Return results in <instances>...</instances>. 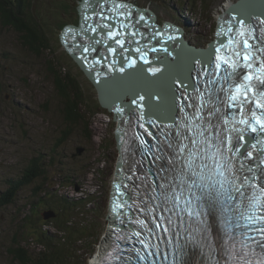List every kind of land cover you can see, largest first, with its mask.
Listing matches in <instances>:
<instances>
[{"label": "snow or ice", "instance_id": "6c2138e0", "mask_svg": "<svg viewBox=\"0 0 264 264\" xmlns=\"http://www.w3.org/2000/svg\"><path fill=\"white\" fill-rule=\"evenodd\" d=\"M83 5L79 35L87 41L83 52L97 57L92 65L104 60L110 72L140 79L145 91L131 101L139 110L135 123L123 121L143 133L126 141L123 176L113 185L111 211L128 228L112 234L101 264H147L150 258L155 264L160 243L172 248L171 264H264V19L255 18L258 29L222 19L216 32L222 39L196 54L195 85L185 83L189 74L177 77L178 89L170 79L164 85L152 78L159 68L147 69L151 77L137 69L134 56L149 64V51H158L143 42L144 14L137 19L123 0ZM161 86L170 96L157 93L154 103L146 89ZM124 111L114 109L118 116Z\"/></svg>", "mask_w": 264, "mask_h": 264}, {"label": "rangeland", "instance_id": "374dc122", "mask_svg": "<svg viewBox=\"0 0 264 264\" xmlns=\"http://www.w3.org/2000/svg\"><path fill=\"white\" fill-rule=\"evenodd\" d=\"M127 1L150 8L160 23L169 20L181 25L190 44L205 46L215 32L218 14L236 0ZM30 3L41 16L50 49L37 54L25 48L15 30L0 23V198L10 181L19 177L33 158L38 159L40 174L19 190L12 203L0 205V264H23L8 253L18 242L26 255L41 261L39 264H48V252L52 249L56 253L59 249L62 233L57 230L54 217L44 218L43 213L49 208L41 199L46 197L44 192L53 193L55 199L82 198V205L76 209L82 213L71 215L80 226L90 225V243H83L90 248L79 244L81 250L76 258L78 264H91L109 232L108 196L119 155L116 123L113 114L100 105L93 84L59 41L62 30L77 24L76 9L83 5V0ZM47 61L56 71L69 73L77 82L81 119L77 125L64 122L62 99L54 87L53 74L47 70ZM78 147L84 148L81 154L76 152ZM13 197L9 196V200ZM31 203L38 204L37 209L31 210ZM27 216L35 222L32 228ZM42 232H48L52 238L48 250L40 242ZM41 239L47 237L43 235Z\"/></svg>", "mask_w": 264, "mask_h": 264}, {"label": "trees", "instance_id": "16d2710c", "mask_svg": "<svg viewBox=\"0 0 264 264\" xmlns=\"http://www.w3.org/2000/svg\"><path fill=\"white\" fill-rule=\"evenodd\" d=\"M175 13L177 14V12ZM40 17L41 16H39L37 10L32 9L30 0H0L1 25L13 28L19 34L22 45L37 54L41 53L42 50L50 49L48 44L49 37L41 25V21L39 19ZM76 65L78 66L77 63ZM47 70L50 74H53L54 87L62 99L63 106L61 111L64 122L70 124L75 123V125H77L81 119L79 118L77 110V106L79 104V89L76 80L70 77L69 73H62L61 70L56 71L50 61H47ZM89 82L91 81L89 80ZM71 96L74 98L71 99ZM112 119H114L113 116ZM38 164V159L33 158L28 167L22 171L21 175L15 180L10 181L8 190H6L3 194L1 193V206L12 203L19 190L23 186L33 182L34 179L39 176L40 173L38 172ZM44 195H46V197L43 196L41 199L45 200V204L49 207L48 209H45V211L51 210L55 213L54 223L57 230L62 233L61 237L59 236L60 245L57 252L54 253L52 249L48 252V254L51 255L50 261L47 260L49 262L48 264H78L79 259H77L76 256L79 252V249L81 250L78 245L89 240L88 230L91 228L90 225L87 227L80 226L79 223L74 220L75 216L71 215H79L82 213V211H76V209L82 205V198L71 200L60 196L59 198L55 199L53 193L47 192H44ZM9 196L14 197L9 200ZM37 207L38 204L35 206L33 203H31L30 205L31 210H35ZM53 208L56 209L57 212ZM27 217V222L31 224L30 228H32V224L35 222L30 216ZM40 235L41 237L43 235L47 237V239L44 241L41 239V237H39V239L43 245H46L48 250L51 246L50 241L52 238L49 236L48 232H42ZM61 243L66 244V246L61 247ZM88 243L90 242L88 241ZM19 244L20 243L18 242L16 248L10 247L8 249V253L13 254L14 258L18 262L23 264L41 263V261H38V259H33L31 256L26 255L23 249L18 247ZM92 245L93 243L91 244V248ZM83 248L88 249L90 246L89 244H85Z\"/></svg>", "mask_w": 264, "mask_h": 264}, {"label": "water", "instance_id": "95a60500", "mask_svg": "<svg viewBox=\"0 0 264 264\" xmlns=\"http://www.w3.org/2000/svg\"><path fill=\"white\" fill-rule=\"evenodd\" d=\"M250 6L252 7V9L249 10ZM80 8L82 11H84V6H81ZM142 11L144 13H147L144 15L149 17L153 23L155 22L156 16L154 13L152 14L145 9ZM134 12L136 13L138 11H134ZM148 14H151V16H149ZM221 14L222 15L221 16L218 15V17L216 19L215 32L219 30V26L222 22V19L224 21L232 20L233 15H236V17L240 20H245L247 23L255 24L257 29H258L259 25L257 24L255 18L260 17V19H264V0H236L235 2H231L230 7L227 9H224V11H222ZM168 22H170V23H166L163 26L164 28H169L168 31H172L173 28L176 29L174 23H171V21H169V20H168ZM80 23H83V21L80 20ZM153 25L156 26V28H158L157 24H153ZM163 27L161 30H164ZM69 29L72 32H70ZM69 29H66V31H68V33H69V35L67 36L68 37L67 40L71 41V45H70V47L67 48V50L70 52L71 57H73V56L76 57V55L79 56V54L84 55V56L83 55L80 56L79 57L80 60L77 62H78V65L82 68L81 70L84 72V74L88 77V79L96 87V90L98 93V101H99L100 105L102 107L108 109V110H111L114 113V120H116V121L118 119L121 120L122 116L124 114H130L132 116L138 115L139 110L136 109L135 105H132L131 101L133 99L138 98V96L145 95V91L140 90L141 88H144V86H136L135 85L137 83H143V82L140 79L133 77L131 75H126L125 73H120L118 71L110 72L108 70V67H107V62H105L104 60H101V63L97 64V65L89 64V62L92 63L93 59L97 58L96 55L94 53L88 54V53L83 52L82 44L86 43L87 41H86V38L84 36L79 35L80 27L77 29L76 27L70 26ZM78 30H79V32H78ZM146 30L147 29H145V30L140 29V31L143 34H145ZM161 30H159V31H161ZM153 33H156V31L150 30V31L146 32L145 35L148 38V37H151L153 35ZM73 34H78V36H75ZM173 35L175 36L176 39H179L178 37H176L175 33ZM159 36L160 35L156 36L155 39H158ZM217 38L222 39L220 37H217ZM217 38L214 40V43H210L209 44L210 46L206 47V48L201 47V46L193 47L192 44H190V43L187 44V43H184L182 41L179 45L180 46L184 45L185 51L181 52L183 55H180V56H178L176 54L173 55L172 48H168L166 43L162 42L164 40V38H163V40L161 41V43H162L161 46H162V48L165 47L166 50L168 51L167 53L165 52L163 55L168 54V56H169V58L164 59L165 61H164L163 65L168 66L169 67L168 69H170V71H166V68L164 69L162 67H159L160 64H158V62H155L154 63L155 67L160 69V72H157L155 74L156 75L155 78L158 81L163 82L164 85H167L169 79H170L171 83L174 85V78H175L176 79V85L175 86H176V88L179 89V87H178L179 84H178V79H177L176 73L188 72V70H191V68H193V66L195 67L194 69L197 70L199 65H196V59H199V56L196 54L213 50L215 44L218 42ZM155 39H152V40L147 39L148 44L152 45L155 48H158L159 50H161L162 48L156 46L157 43L155 42ZM76 40H77V43L75 42ZM157 42L160 43L159 40ZM77 48H79L80 50L76 51ZM176 50H178V49H176ZM81 52H83V53H81ZM161 53L162 52L160 51L157 55L159 56ZM163 55L158 57V59H156L155 61L160 62V59L162 58ZM150 57H151V55L148 54L147 59L149 60V63H151V61H152L150 59ZM134 58H138V56H134ZM179 59H181L182 66H179V64L176 62ZM137 62H139V61H137ZM120 66L121 65L119 63L116 65L117 68H119ZM140 67H143L145 69L146 75H148V76L151 75V73L147 72V69H148L147 64H144L143 61H141V60H140V63L137 64V69H139ZM150 67L152 68V66H150ZM134 71L135 70H133V69H126L127 73H133ZM101 73H107V75H104ZM167 75H171L172 77L168 78ZM190 82H192V84L194 85L196 83V77L192 81L190 80ZM158 89H162L166 92V93H164V97L166 99L170 96V93L168 92L166 86L146 89V91L151 92L152 100L154 103L160 102V98L157 95V93H159L160 95L163 96V93L161 94ZM133 92H135V95H133ZM126 95H128L127 101L123 100V98L126 97ZM117 100H118V102H116ZM140 103L144 104V103H146V101H140ZM116 107L124 108L125 111L121 116H118L115 114L114 109ZM130 109L133 111L130 112L129 111ZM153 131H154V129H153ZM138 132H140V131L138 130ZM145 138L148 139L146 134H145ZM83 150H84V148H82V147L76 148V152L78 154H81V152ZM118 153H119V155H118L119 158H118L117 168L120 171H122L121 165L125 161L124 154L122 153V151H118ZM126 157H127V155H126ZM118 175L116 173H114V178L112 180V183L116 182L118 179L122 178V176H123L122 173H118ZM43 215H44V218L48 219L50 217H54L55 213L51 210H47L43 213ZM120 245L123 248L128 247L127 244L123 245V243H120Z\"/></svg>", "mask_w": 264, "mask_h": 264}, {"label": "bare ground", "instance_id": "6f19581e", "mask_svg": "<svg viewBox=\"0 0 264 264\" xmlns=\"http://www.w3.org/2000/svg\"><path fill=\"white\" fill-rule=\"evenodd\" d=\"M81 6H84V5H81ZM230 7V4L229 5H227V8H229ZM226 8V9H227ZM250 9H252V7L250 6V8H249V10ZM134 14H135V16H136V18H138L139 17V15L140 14H147V13H144V12H142V11H140V12H138L137 14L134 12V11H132ZM149 16H151V14H148ZM218 15H222L221 13L220 14H218ZM237 18L236 17V15H233L232 16V18ZM238 19V18H237ZM157 21V20H156ZM165 21H168V20H164L162 23H160L159 22V24L161 25V27H163L165 24H164V22ZM158 22V21H157ZM145 23H147V21L146 20H144L143 22H141L140 23V25H139V27L141 26V24H145ZM171 23H173V22H171ZM164 24V25H163ZM175 24V23H174ZM175 28L176 29H172V31H168L169 30V28H164L163 27V31H164V33H165V35H166V37H165V39L163 40V42L164 43H166V45H167V47L168 48H172V53H173V55L174 54H176V55H178V56H180V55H183L181 52H184L185 51V47H184V45L183 46H180L179 44L183 41L184 43H189L188 42V40L187 39H185V37H184V35H183V27L181 26V25H179V24H175ZM181 31H180V30ZM175 33V35H176V37H178L179 39H169L168 37L169 36H173V37H175L173 34ZM162 39V37H159V40L160 41H162L161 40ZM211 40V39H210ZM210 40H209V43H210ZM209 43H208V45H205V46H201V47H204V48H206V47H209ZM193 45V44H192ZM157 46V45H156ZM157 47H160V48H162V46H157ZM193 47H196L195 45H193ZM156 49H158V48H156ZM165 47H163L161 50H159L158 49V51H156L154 54L153 53H151L150 55H151V63H149V64H147V66H148V68L150 67V66H152V68H156L155 67V65H154V63L155 62H158V64H160V66L159 67H162V68H166V71H170V69H168L169 67L168 66H164L163 64H164V59H166V58H169V56H168V54H166V55H163L165 52L167 53L168 51H165ZM176 49H178V50H176ZM162 52L159 56L157 55L159 52ZM161 55H163L162 56V58L160 59V62L159 61H155L156 59H158V57H160ZM156 58H155V57ZM137 59V58H136ZM161 61H163V63L161 62ZM177 62V61H176ZM140 63V61L139 62H137V64H139ZM178 64H179V66H182V63L181 62H177ZM151 64V65H150ZM195 67L193 66V68H191V70H188V72H182V73H176V76L177 77H186V76H188L189 74L191 75V81L196 77V75H197V72H196V69H194ZM174 73V72H173ZM156 76V75H155ZM149 77H151V75H149ZM167 77L169 78V77H172L171 75H167ZM153 79H156L155 77H153ZM157 80V79H156ZM185 83H191L192 84V82H190V80L188 81V80H185ZM178 84H179V81H178ZM136 86H144V84L143 83H137V84H135ZM174 85H176V79L174 78ZM195 85V84H194ZM176 87V86H175ZM179 88H180V85L178 86ZM136 90V89H135ZM159 91H160V93L162 94L163 93V96H164V93H166L164 90H162V89H158ZM180 90H182V89H180ZM157 96V95H156ZM127 98H128V95H126V97H124L123 98V100H127ZM116 102H118V100L116 101ZM112 113V112H111ZM161 115H163V113H161ZM126 120H129V116L127 115V114H124L123 116H122V119L121 120H117L116 122L118 123V125H119V127H121V128H125L126 127V124L127 123H125V122H123V121H126ZM126 141H128V140H126V139H124L122 142H119L118 141V151H122V153L124 154V159L126 160V153H125V151H124V149L125 148H127L128 147V144L126 143ZM111 207H112V205L110 206V209H111ZM108 215V214H107ZM108 220H109V218H108ZM125 232L127 231V227H126V225H124V229H123ZM110 235H112L111 233H110V231L108 232V234H107V237L105 238V240L103 241V243H102V245H101V248H100V250H99V253L94 257V258H92V261H91V264H99V260H100V258H101V256L103 255V250L107 247V245L108 244H110L111 245V243H109L110 241H111V238H110Z\"/></svg>", "mask_w": 264, "mask_h": 264}, {"label": "clouds", "instance_id": "9594fccd", "mask_svg": "<svg viewBox=\"0 0 264 264\" xmlns=\"http://www.w3.org/2000/svg\"><path fill=\"white\" fill-rule=\"evenodd\" d=\"M152 11V10H151ZM153 12V11H152ZM154 13V12H153ZM155 14V13H154ZM94 86V85H93ZM95 87V86H94ZM95 89H96V87H95ZM128 100V99H127ZM126 100V101H127ZM108 110V109H107ZM108 112L110 113V112H112L111 110H108ZM112 114H113V117H114V113L112 112ZM114 120V119H113ZM115 121V123H116V125H117V122H116V120H114ZM115 128H116V126H115ZM114 134H115V131H114ZM115 138H116V136H115ZM116 143H117V140H116ZM117 148H118V144H117ZM118 158H119V156H118ZM117 163H118V159H117ZM117 163H116V167H117ZM115 170H116V168H115ZM111 185H112V183H111ZM108 229L110 230V227H109V220H108Z\"/></svg>", "mask_w": 264, "mask_h": 264}]
</instances>
